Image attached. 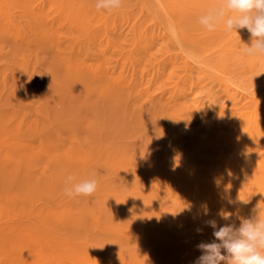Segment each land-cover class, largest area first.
Here are the masks:
<instances>
[{
	"label": "rangeland",
	"instance_id": "rangeland-1",
	"mask_svg": "<svg viewBox=\"0 0 264 264\" xmlns=\"http://www.w3.org/2000/svg\"><path fill=\"white\" fill-rule=\"evenodd\" d=\"M38 1L48 9L57 5L56 2L52 3L53 0ZM124 2L129 3V0ZM177 2L179 9L177 12L174 10V18L165 10L147 12L142 14L135 28L133 23L129 24L133 28L130 26L131 29H127L126 22H120V28H113L110 33H106L104 28L96 31L99 40H104L97 50L79 46L81 69L78 72L74 69L73 73L91 77L92 73L88 71L91 65L96 68L102 65L100 67L105 71V75L97 79V84L92 83L84 88L91 90L87 94L82 90L75 94V89L67 84L71 67L64 53L37 55L39 59L46 60L33 76L38 75L40 79L29 80L28 85L21 83L27 72L24 66L27 51L10 40L4 43L0 40V50L3 51L0 56L1 118L16 125L26 123L42 131L49 130L50 137L59 140L66 148L89 152L100 150L115 160L151 171L149 174L153 178L149 177L150 183L146 178L148 174H145L146 177L131 178L127 174L102 173L98 170L89 174V178L81 176L75 181L78 183L95 178L98 186L92 196L69 197L64 190L58 191L59 187L55 185L59 198L51 207H47L50 213L66 217L57 218L58 221H68L61 224L59 229L72 230L75 236L86 231H99L100 227L106 226L103 221H108V217L109 220L114 219L112 224L115 223L121 230L138 226L136 232L139 235L136 238L132 239L133 233L124 243L123 240L114 245L121 257L120 264H193L202 254L197 245L215 239L207 221L216 220L217 227L222 226L227 221L222 214L228 213L231 214L228 220L232 224L236 221L238 227L242 219H253L258 215V206L264 215L261 174V165L264 164V124L258 128L252 127L253 134L249 132L259 143H250L249 148L245 149L241 139L243 129L249 124L251 111L254 108L260 111L264 107V57H236L243 44H251V34L247 29H240L237 34L219 25L210 32L199 24L200 15L221 0H175ZM79 3L97 11L95 0H79ZM2 31L4 28L0 25V33ZM57 31L59 36L67 32L65 29ZM167 31L176 34L186 32L190 37L200 38L201 53H197L202 55L190 51L195 56L193 58H198L196 62L189 58L190 52L185 53L186 48L182 50L185 46L176 39L178 35L174 33V39ZM164 32L168 35H164ZM134 33L137 35L134 36ZM64 45L67 46L57 41L52 49L57 51ZM122 51L126 53L121 54ZM93 52L98 54V59H91ZM126 56L128 59L143 58L142 62L152 60V66L140 62L133 68L125 62ZM209 56L213 57L221 70H212L203 61L199 63L200 58ZM184 59L196 66L198 81L195 84L188 81L176 85ZM165 61L161 68L160 63ZM203 68L217 73L222 81L212 86V78ZM155 71L162 72V75L154 82L150 79L151 72ZM7 73L9 75L5 79ZM111 76L118 81L121 79L123 83L114 89L116 92L107 84ZM238 83H242L240 87ZM141 89L149 93L151 96L147 95V98L151 97L152 100H147L146 95L138 97L137 91ZM110 90L113 94L107 97ZM117 92L121 94L119 98L115 96ZM176 109L181 112L178 117L168 115ZM43 150L39 149L36 153L47 156L48 152ZM49 159L48 156L31 167L32 179L45 184L61 178L62 173L66 177L74 176L72 167L69 168L71 170L65 168L57 171ZM252 162L255 163L253 167ZM30 199L36 203L44 201L41 195L35 194ZM111 202L115 204L114 207H110ZM130 205L144 206L146 212L132 210ZM106 207L114 211L115 218L104 211ZM162 221L169 225L165 227L160 223ZM148 229L154 235L162 236V239L147 238ZM76 230L83 231L79 233ZM168 245L175 246L176 250L167 256L165 251Z\"/></svg>",
	"mask_w": 264,
	"mask_h": 264
},
{
	"label": "bare ground",
	"instance_id": "bare-ground-1",
	"mask_svg": "<svg viewBox=\"0 0 264 264\" xmlns=\"http://www.w3.org/2000/svg\"><path fill=\"white\" fill-rule=\"evenodd\" d=\"M55 2L57 5L48 9L43 7V4L38 0H0V25L4 28V31L0 33V40H2L3 43L7 40H10L14 44H19L20 47L26 49L27 52L25 53L26 59L24 61V66L26 67L27 72L21 82L26 85L29 84V80L34 79V81H36V79H40V76L38 75L35 78L33 76H35L34 74L38 72L37 68H40L43 64H45L44 61L46 60L43 61L42 59H39L37 55H43L47 53H64L69 59V61L66 62L68 63V66L71 67L67 77V84L72 89H75V94H78V91L80 93L81 90L85 94H87V92L91 93V90H84V88L92 83L95 84L97 79H100L105 75V71L101 68L102 65H99L97 68L93 65L88 67V71L92 73L91 77L88 75H80L76 72H72L74 69H77V72L78 69H81L79 66L81 61H79L80 45L95 51L97 50L98 46L103 43L104 40H99L97 34L95 33L96 31L104 28L106 33H110V30H113V28H120V22H126L127 29L130 28L131 25L129 26V24L131 23H133V27L135 28L136 22L142 18V14L147 12H158L159 10H165L164 12H168L174 18V10L176 11L179 9V3H175V0H129V3L124 2L125 4H123L120 9L111 12L105 11L104 13L95 11L86 5L79 3V0L52 1L53 4H55ZM136 14L141 15L136 16ZM178 14L179 13H177V15ZM153 17L155 18L154 15ZM161 25L162 24H160V26ZM133 27L131 26V28ZM59 29H65L67 32L59 36V31H57ZM173 30L175 29L173 28ZM134 31L135 30H133V32ZM179 32L176 34L175 32L167 31L171 37H173V35L175 37V34L178 35V38L176 39H178L182 45L184 44L183 46L185 47H182V50L186 48L185 53L191 51L196 54L197 51H200V38H196L195 36L190 37L186 32L184 33L183 31V35ZM163 34L168 35L165 34V32ZM135 35L137 34L134 33V36ZM157 40H159V38H157ZM57 41L64 42L67 46L65 47L64 45V47H61V49L57 51L52 49V45L57 43ZM155 42L157 43L158 41ZM173 43L174 42H171L170 44ZM231 45L234 46V43ZM127 46L128 45L125 47L127 48ZM207 50H209V48ZM239 50L241 49L239 48ZM124 51H122L121 54H125L126 52ZM200 53H197L199 54L198 56L202 55ZM2 54L3 51L0 50V56ZM97 55L98 54L93 52L91 59H98V57H96ZM242 55V52L239 51V54H237L236 57L241 58ZM182 56L184 57V55ZM189 56V58L194 60L197 58H193L194 55L192 53ZM142 59H134V57L133 59H128L127 57L125 62L130 64L133 68H135L140 62L152 66V60H147L148 62H142ZM187 59L183 60L182 66L179 69L180 76H177L176 85L188 81L192 84H195L198 81L196 80L197 77L195 74L197 71L195 70L196 66H192L193 63L190 65ZM200 59L199 63L203 61L204 64L210 66L212 70H221L220 66L216 64V61L212 56L202 58L201 60ZM177 60L179 62V59ZM167 61L160 63L162 64L161 68L164 67ZM160 64L158 63V65ZM196 65L198 66V64ZM197 68L199 69V67ZM203 70L207 73V76L212 78L210 81L212 86H216L218 82L222 81V77L220 78L217 73L210 72V70L208 71L206 68H203ZM151 73L152 77L150 80L154 82L162 75V72L158 73V71ZM8 75L9 74L7 73L5 79H7ZM120 81H118L117 78L112 77L107 79V84L112 90H114L116 87L123 84L122 81ZM31 82H33V80ZM241 84L242 83H238L237 85L240 87ZM112 90L107 93H110ZM145 92L146 91L142 89L137 91L138 97L139 95L142 97L146 95L147 98V95L150 94H146ZM112 94L113 92L107 94V97ZM120 95V92L115 94V96L118 98ZM150 98L151 97L147 98V100H152ZM115 107L113 106V108ZM171 112L168 113V115L172 117L175 116V118L181 113L179 109L173 110V114ZM262 124H264V107H262L260 111L254 108L251 111L249 124L245 129H243L244 133L241 135L242 145L245 149L249 148L251 145L250 143H259L258 140L252 138L253 135L250 133L254 131L252 130V127L258 128ZM47 131L49 132V130L44 129L42 131L40 128L28 125L26 123L16 125L0 117V264H120L119 259H121V257L119 256V252L115 249L114 245H117V242H122L123 240L124 243L127 239H130V236L133 233L135 234L132 239L136 238L139 235V232H136V230H138V226L121 230L115 225V223L112 224L114 219H110L112 220L110 221L108 217V221H103L106 223V226L100 227V229H98L99 231L97 232H95V230L86 231L81 235L75 236L72 230H60L59 228L61 224H67L68 221H58L57 218L66 217L54 215L48 211V208L51 207V205L54 204V202L59 198V196H56L57 192L55 191V185L59 187L58 191L64 190L67 186L65 184V173H62L61 178L51 180L49 183L47 182L45 184H41L39 180L32 179L30 169L32 166L38 165L39 161L43 162L44 159L49 156L50 162L53 164L55 170L57 169V171L65 170V168L71 170L69 168L72 167V172L74 174L73 183L78 181L79 177L81 176L84 178H89V174L97 172L98 170L102 173L127 174L131 176V178L142 176L146 177L148 174V177L146 178H148V182H150L149 177L152 174L149 173H151V171L147 168L143 169L126 161L115 160L113 157H110L111 155L107 156L108 154L105 155L100 150H90L89 152L79 148H66L63 143L58 142L59 140L56 141L52 139ZM241 133L242 132H240V134ZM53 136L55 137V135ZM39 149L46 150L48 155L42 156L40 153H36V151ZM44 150L43 152H45ZM251 164L253 167L255 163L252 162ZM261 168L262 184H264V164L261 165ZM69 172L71 173V171ZM151 177L153 178V176ZM145 182H147V180ZM33 194L36 196L41 195L44 201H41V203H36V201L31 200L30 196ZM114 206L115 204L111 202L110 207ZM110 207H106L104 211L106 210L108 215L113 216L114 211L110 209ZM129 208L132 210L146 212V208L144 206L130 205ZM133 213L135 214L136 212ZM148 216L153 217L154 215L149 214ZM207 217L209 218L210 216L208 215ZM67 218L69 217L67 216ZM113 218L115 217L113 216ZM163 222L164 221L160 223L163 224ZM226 223L232 222L227 220ZM163 225L165 226L166 223ZM168 225L169 223L166 226ZM76 231L81 233L83 230ZM146 236L147 238H152L151 240L154 238L162 239V236L158 237L150 232V230L147 232ZM110 238H112V240ZM173 250H176L175 246L168 245L165 251L166 255L168 256V253L172 252ZM124 257L125 256H123V258Z\"/></svg>",
	"mask_w": 264,
	"mask_h": 264
},
{
	"label": "clouds",
	"instance_id": "clouds-1",
	"mask_svg": "<svg viewBox=\"0 0 264 264\" xmlns=\"http://www.w3.org/2000/svg\"><path fill=\"white\" fill-rule=\"evenodd\" d=\"M123 6V0H95L97 11H114ZM199 24L208 31L223 25L228 32L247 29L251 34L250 46L244 45L241 52L246 56L264 57V0H221L199 17ZM68 175L64 189L66 196H92L98 186L95 178L73 183ZM244 203L248 201L242 200ZM228 220L230 214L223 213ZM213 229L214 240L201 242L197 248L201 255L193 264H264V215L253 219H242L237 227L226 223L217 227L216 220L206 222Z\"/></svg>",
	"mask_w": 264,
	"mask_h": 264
}]
</instances>
